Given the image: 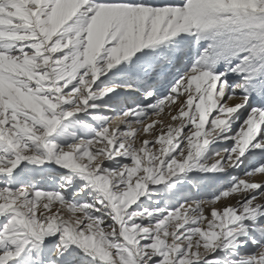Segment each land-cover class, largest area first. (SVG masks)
Here are the masks:
<instances>
[{
	"label": "snow or ice",
	"instance_id": "obj_1",
	"mask_svg": "<svg viewBox=\"0 0 264 264\" xmlns=\"http://www.w3.org/2000/svg\"><path fill=\"white\" fill-rule=\"evenodd\" d=\"M0 264H264V0H0Z\"/></svg>",
	"mask_w": 264,
	"mask_h": 264
}]
</instances>
